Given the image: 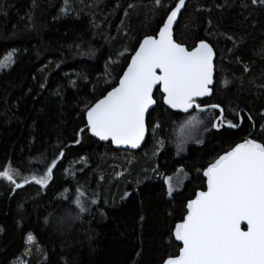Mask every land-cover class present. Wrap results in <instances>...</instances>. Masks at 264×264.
I'll return each mask as SVG.
<instances>
[{"label":"trees","instance_id":"trees-1","mask_svg":"<svg viewBox=\"0 0 264 264\" xmlns=\"http://www.w3.org/2000/svg\"><path fill=\"white\" fill-rule=\"evenodd\" d=\"M175 2L163 0L168 7ZM248 3L190 0L175 31L177 42L191 49L205 39L217 54L213 95L198 102L208 110L191 114L207 124L217 118L210 106L220 105L226 121L244 117L241 127L201 131L203 146L192 142L178 152L190 116L161 106L156 92L149 138L141 150L126 152L90 132L77 137L82 101L111 90L138 43L157 34L163 10L153 0H0V60L15 53L0 73V168L10 163L21 176L39 175L42 154L50 160L64 152L47 189L13 191L0 180V264H163L178 254L171 233L186 202L205 190L207 163L245 137L264 142V8L242 6ZM180 169L189 180L169 197L166 178ZM81 191L88 212L73 221ZM29 234L40 252L26 260Z\"/></svg>","mask_w":264,"mask_h":264},{"label":"snow or ice","instance_id":"snow-or-ice-1","mask_svg":"<svg viewBox=\"0 0 264 264\" xmlns=\"http://www.w3.org/2000/svg\"><path fill=\"white\" fill-rule=\"evenodd\" d=\"M153 2L163 10L157 34L147 35L138 43L126 70L111 85V90L104 89L102 98L91 104L82 101L85 123L77 137L90 132L101 141L140 148L148 132L146 117L150 115V109L156 110L155 92L161 94V106L166 105L168 109L190 116L180 128L183 138L177 143L178 152L184 150L189 139L204 145L202 137H192V129L199 125H204L201 131L214 129L218 133L222 129L241 127L244 117L237 114V123L226 121L220 105L210 106L218 112L217 118L208 120L207 124L199 115L191 114L208 110L197 101L213 95L216 52L205 39L191 49L177 42L174 27L182 10H186V0H176L171 7L166 6L163 0ZM242 6L264 8V0H249ZM134 7L133 4L128 5V8ZM14 56L13 52L7 55L6 61L0 60V71L15 63ZM244 70L248 71L247 68ZM227 83L224 81L225 85ZM72 86L75 87V82ZM39 87L44 89L46 83ZM56 94L61 95V90L58 89ZM247 119L255 127L252 116ZM261 120H264V114ZM159 127V124H154V128ZM186 129L187 136L184 135ZM260 134L264 138V124L260 125ZM75 143L79 144L80 139L76 138ZM160 143L162 145L163 141ZM63 156L64 152L59 151L58 158L63 159ZM42 158L44 168L39 175L21 176L9 163L0 168V180L8 182L13 191L29 184L47 189L55 179L58 158L54 156L49 160L43 154ZM202 175L206 178V190L195 192L194 198L186 202V214L175 223L171 233L175 241L181 242L179 252L174 257L169 256L163 264H264V142L245 137L242 142L217 154L204 167ZM167 183V195L171 197L175 190L171 178ZM83 195L81 191L75 198L79 212L71 217L73 221L81 220L80 214L88 212L79 198ZM91 203L96 204L97 201ZM242 224L246 225V231L242 230ZM92 238V235L88 236L89 240ZM34 240L32 234L27 236L28 244Z\"/></svg>","mask_w":264,"mask_h":264},{"label":"rangeland","instance_id":"rangeland-1","mask_svg":"<svg viewBox=\"0 0 264 264\" xmlns=\"http://www.w3.org/2000/svg\"><path fill=\"white\" fill-rule=\"evenodd\" d=\"M12 53H10L9 55H12ZM4 61L7 60V57H5L3 59ZM12 66V64H11ZM10 66V67H11ZM10 67L8 68H5L3 71H7L10 69ZM3 71H0L3 72ZM200 117V116H199ZM190 118V117H189ZM188 118V119H189ZM201 129H202V125H199L197 126L196 128L192 129V137L195 138V137H198L200 136V133H201ZM185 136L188 135V130L186 129L185 130V133H184ZM179 140L177 141V143L183 138L179 132V136H178ZM177 138V139H178ZM192 142H194V139H189L188 142L184 145V150L181 151V152H184L188 149V145H190ZM176 143V144H177ZM189 174L183 170H178L174 175L172 176H169L166 178V185H167V188H168V179L171 178V182H172V186L173 188L175 189L174 192H173V195L177 192H181L184 188H185V185L187 184L188 180H189ZM172 195V196H173ZM39 250L38 248L35 246L34 242L32 244H28L27 246V249L25 251V254H24V258L27 260V259H30L32 258L33 256H36V254H39ZM23 264H26L24 263V261L22 262Z\"/></svg>","mask_w":264,"mask_h":264},{"label":"water","instance_id":"water-1","mask_svg":"<svg viewBox=\"0 0 264 264\" xmlns=\"http://www.w3.org/2000/svg\"><path fill=\"white\" fill-rule=\"evenodd\" d=\"M189 1H190V0H186V8H187V6H188V4H189ZM184 12H185V10H182L181 16L178 18L177 25L174 27V36H175V31H176V29H177V27H178V25H179V22H180V20H181V18H182V16H183ZM207 42H208V41H207ZM214 51H215V49H214ZM216 61H217V54H216V57H215V60H214V64H215L214 80H215V81H216V74H217V70H216ZM129 63H130V61H129ZM125 70H126V69H125ZM158 87H159V86H158ZM214 88H215V87H214ZM213 92H214V89H213ZM155 93H156V92H155ZM155 93H154V96H155ZM211 97H212V96H211ZM211 97H204V98H201V99L206 100V99H210ZM156 107H157V106H156ZM173 111L178 112L177 110H173ZM151 112H152V109L149 110V113H151ZM178 113H180V112H178ZM181 114H186V113H181ZM148 119H149V116L146 117V124H147V127H148V132L146 133V136H145V140H144V142L141 144L140 148H137V149H132V148H130V147H125V146H117V145H115L114 143H112V142H110V141H101V140H99L98 137H94V136H92L91 133H90V135H91L94 139H96L97 141H99V142H101V143H103V144H111V145L113 146V148H115L116 150H119V151H126V152H136V151L141 150V149L145 146V144H146V142H147V140H148V138H149L150 129H149V125H148ZM204 179H205V181H206V178H205V177H204ZM205 190H206V188H205ZM241 227H242V230H245V231L247 230L245 224H242ZM174 240H175V239H174ZM176 242L181 246V242H178V241H176Z\"/></svg>","mask_w":264,"mask_h":264},{"label":"flooded vegetation","instance_id":"flooded-vegetation-1","mask_svg":"<svg viewBox=\"0 0 264 264\" xmlns=\"http://www.w3.org/2000/svg\"><path fill=\"white\" fill-rule=\"evenodd\" d=\"M201 100H203V99H199L197 102H199V101H201Z\"/></svg>","mask_w":264,"mask_h":264}]
</instances>
